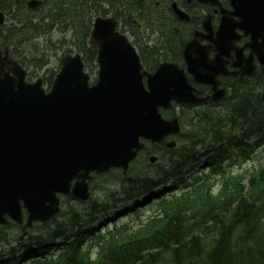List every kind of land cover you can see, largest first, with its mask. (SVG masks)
<instances>
[{"label": "water", "instance_id": "obj_1", "mask_svg": "<svg viewBox=\"0 0 264 264\" xmlns=\"http://www.w3.org/2000/svg\"><path fill=\"white\" fill-rule=\"evenodd\" d=\"M229 1L233 11L223 12L216 37L209 19L204 22L209 33L204 37L214 46L200 44L198 34L184 53L186 69L212 84L215 97L223 95L215 77L224 72L221 57L235 50L237 28L251 35L248 47L264 65V0ZM95 25L90 42L99 47L100 78L92 87L77 54L62 59V70L46 94L40 79L25 82V71L7 48L0 52V222L6 213L20 221L22 205L29 211L28 225L45 221L59 209L56 194L69 192L75 179L73 193L86 198L91 171L126 169L143 146L141 137L159 142L178 131L160 117V106L194 99L183 69L167 62L154 75L142 73L134 48L115 31L113 20L98 19ZM210 49L216 51L214 60Z\"/></svg>", "mask_w": 264, "mask_h": 264}, {"label": "trees", "instance_id": "obj_2", "mask_svg": "<svg viewBox=\"0 0 264 264\" xmlns=\"http://www.w3.org/2000/svg\"><path fill=\"white\" fill-rule=\"evenodd\" d=\"M27 0H0V9L14 14L19 25H13L6 34V39L13 42V34L23 39L49 33L55 28L63 32L72 31L73 43L76 49L84 55V60L92 63L96 56V49L88 46V34L91 20L95 12H113L118 17L127 16L130 11L143 15L145 0H44V7L36 12L43 14L36 23L33 18L35 12L28 10ZM147 2V1H146ZM147 5H149L147 3ZM108 6V8H105ZM164 8L168 9V6ZM168 16V15H166ZM128 17V16H127ZM178 40L160 44L163 51L157 55H172L178 48ZM172 48V50H170ZM52 75L48 78L50 81ZM252 84L262 86V92H254L249 86L238 89V95L232 96L228 102L230 108L226 113L227 121L232 126L240 125L239 135L251 140L253 136L264 140V84L263 79H255ZM213 116L202 117V123L196 129L204 134L185 135L189 145L181 149L164 151L163 161L156 165L136 168L131 171L133 179L121 175L116 177L119 182L118 191L111 193L109 201L119 202L134 199L140 195L150 193L161 185L181 187L190 190L196 184L204 186V191L190 192L184 198L171 200L164 197L160 214L149 223H142L135 232L124 229L116 236L110 234L111 239L103 250L97 262H91L83 255L81 244L96 235L95 228L85 222L81 212H71L61 215L45 225H38V233L29 236L28 241L18 242L10 251L7 264H264V187L251 179L254 191L242 193L237 185L227 190L223 199L212 196L202 179L205 176H190L189 172L198 164L193 150L194 140L206 138V132L216 127ZM212 120V123H211ZM226 121V122H227ZM208 126V127H205ZM205 127V129H204ZM232 129V127H231ZM215 130V129H214ZM215 141L224 139L220 129ZM236 133L230 130L228 138ZM240 135V137H241ZM241 141V140H240ZM236 142V141H234ZM148 149L147 154L152 152ZM231 148V147H230ZM226 150L229 153L230 149ZM224 151L218 147L215 154L211 149L206 153V161L212 165H219L220 161H213ZM138 166V165H137ZM215 171V169H213ZM207 178V177H206ZM253 192L255 194L253 195ZM161 195V193H159ZM107 202H95L89 207L88 216L104 208ZM102 210V209H100ZM131 211V216L136 212ZM137 213L136 215H138ZM89 222V221H88ZM100 236V235H99ZM58 253L57 256H54Z\"/></svg>", "mask_w": 264, "mask_h": 264}, {"label": "rangeland", "instance_id": "obj_3", "mask_svg": "<svg viewBox=\"0 0 264 264\" xmlns=\"http://www.w3.org/2000/svg\"><path fill=\"white\" fill-rule=\"evenodd\" d=\"M139 32H140V34L145 35L144 29L140 30ZM57 36L58 35L55 34L54 35V38H56ZM147 37L148 36H146L144 38V40H146ZM44 44H45V39L39 37L35 41L28 42V43H26L23 46V49L25 50V54L28 55V56L38 55V54L41 55V53H44L45 54V57L48 58V63L49 64L46 67H44L43 69H39V70L38 69H35L37 75L43 74V72H44L45 69H50V68L56 69L57 68V64H58V56H60L61 55V52H62V50L61 51H53V50L48 51V50H46L44 48ZM92 73H93L92 76H94L96 74V72H92ZM261 163L264 164V157H262V156L259 157L258 156L257 158L254 159V161H252V162L244 165L243 167L244 168H247L248 170H251V169H254V168L258 167ZM246 182H247V180L245 179L244 180V183H246ZM96 195L99 197L102 194H101V192H98ZM152 212H153L152 209L146 210L145 211V215H150V213H152ZM110 215H112V213H110L109 215H106V216L104 215L103 218L104 217L105 218L106 217L109 218ZM125 222L126 223L127 222L128 223H131V219L127 218V221L125 220ZM90 253H91V256H94V254H95L94 250L92 252H90Z\"/></svg>", "mask_w": 264, "mask_h": 264}]
</instances>
